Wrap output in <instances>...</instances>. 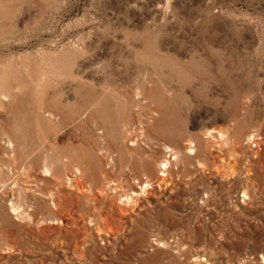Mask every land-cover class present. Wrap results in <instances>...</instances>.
<instances>
[{"label":"rangeland","instance_id":"374dc122","mask_svg":"<svg viewBox=\"0 0 264 264\" xmlns=\"http://www.w3.org/2000/svg\"><path fill=\"white\" fill-rule=\"evenodd\" d=\"M0 89V264H264V0H0Z\"/></svg>","mask_w":264,"mask_h":264},{"label":"bare ground","instance_id":"6f19581e","mask_svg":"<svg viewBox=\"0 0 264 264\" xmlns=\"http://www.w3.org/2000/svg\"><path fill=\"white\" fill-rule=\"evenodd\" d=\"M12 88H14V87H12ZM0 90H2V89H0ZM11 90L13 91V94H14V90H13V89H11ZM12 91H11V92H12ZM9 92H10V90H9ZM11 92H10V93H11ZM1 94H2V93H1ZM3 94H4V91H3ZM13 94H11V97H10V98H12V95H13ZM5 95H6V94L3 95L4 97H3V96H1V97H3V99L7 98V95H6V96H5ZM14 95H15V94H14ZM8 96H9V95H8ZM1 97H0V100H1ZM14 97H15V96H13V98H14ZM13 98H12V99H13ZM7 99H8V98H7ZM12 99H11V101H12ZM14 99H15V98H14ZM14 99H13V100H14ZM5 100H6V99H5ZM8 101H10V99H8L7 101H3V100H2V103H3V102L6 103V102H8ZM12 103H13V102H12ZM14 103H15V102H14ZM10 104H11V103H10ZM10 104H9V105H10ZM9 105H8V106H9ZM13 105H14V104H13ZM13 105H11V106H13ZM1 125H2V124H1ZM1 125H0V126H1ZM0 128H1V127H0ZM2 131H3V130H2ZM1 133H2V132H0V134H1ZM211 133H212V132H211ZM213 133H214V132H213ZM210 135L213 136L212 134H210ZM220 136H221V134H220ZM222 137H224V136H222ZM11 139H12V138H11ZM11 139H10V140H11ZM12 140H13V139H12ZM8 141H9V140H8ZM13 141H14V140H13ZM4 142H6V141H4ZM14 142H15V141H14ZM14 142L9 141V143H8V149H9V147H11L12 149H14V148L16 149V147H15L14 144H13ZM8 149H7V150H8ZM2 151H3V150H2ZM6 153H8V152H6ZM11 153H12V152H11ZM9 154H10V153H9ZM9 154H8V155H9ZM14 154H15V153H14ZM11 156H12V155H11ZM11 161L13 162V160H11ZM1 163H2V162H1ZM16 163H17V161H16ZM170 164H171V163H170ZM4 165H5V164H4ZM13 165H15V164H13ZM16 165H17V164H16ZM162 165H163V164H162ZM18 166H19V165H18ZM18 166H17V167H18ZM48 166H49V165H48ZM48 166H45V167H46V169H45L46 171H47V167H48ZM170 167H171V165H170ZM21 168H22V167H21ZM21 168L19 167L20 170H21ZM49 168H51V166H50ZM166 168H167V163H165V164L163 165V169H166ZM15 169H16V168H15ZM17 169H18V168H17ZM17 169H16V170H17ZM22 169H23V168H22ZM51 169H52V168H51ZM51 169H50V172H51ZM53 169H54V168H53ZM53 169H52V170H53ZM0 172H1V170H0ZM2 172H3V170H2ZM52 172H53V171H52ZM45 173L47 174L48 172H45ZM55 173H56V172H55ZM20 174H21V172L19 173V175H20ZM46 174H45V175H46ZM0 175H2V173H1ZM24 175H25V174H24ZM43 175H44V174H43ZM53 175H54V174H53ZM53 175H52V176H53ZM55 175H56V174H55ZM162 175H163V174H162ZM46 176H47V175H46ZM56 176H57V175H56ZM1 177H2V176H1ZM1 177H0V178H1ZM16 181H17V180H16ZM3 182L5 183V181H2V183H3ZM30 182H31V181H30ZM26 184H27V182H26ZM1 185H4V184H1ZM27 185H28V184H27ZM30 185H31V183H30ZM15 186H16V185H15ZM145 186H147V185H145ZM3 187H4V186H3ZM148 188H149V186H148ZM22 189H23V188H22ZM146 189H147V188H146ZM146 189H144V190H146ZM144 190H143V191H144ZM22 191H23V190H22ZM23 192H24V191H23ZM24 193H26V192H24ZM142 193H143V192H142ZM245 196H246V195H245ZM26 197L28 198V196H26ZM52 197H53V195H52ZM52 197H51V198H52ZM128 200H129V199H128ZM130 202H131V201H130ZM130 202H129V203H130ZM12 203H13V201H12ZM15 203H16V202H15ZM18 203H19V202H18ZM16 204H17V203H16ZM16 204H15V205H16ZM18 205H19V204H18ZM18 205H17V206H18ZM17 206H16V208H17ZM12 207H13V206H11V209H12ZM20 207H21V206H19V208H20ZM16 208H15V209H16ZM13 209H14V208H13ZM35 210H36V209H35ZM35 210H34V211H35ZM16 211H18V210H16ZM16 211H15V213H17ZM38 211H39V210H38ZM18 214H19V213H18ZM20 215H21V214H20ZM101 232H102V231H101ZM4 234H5V233H4ZM99 235H100V234H99ZM4 236H5V235H4ZM2 237H3V235H2ZM4 240H5V239H4ZM3 242H4V241H3Z\"/></svg>","mask_w":264,"mask_h":264}]
</instances>
